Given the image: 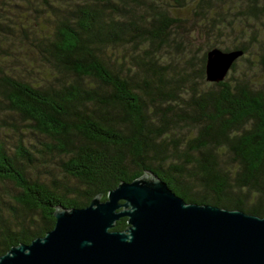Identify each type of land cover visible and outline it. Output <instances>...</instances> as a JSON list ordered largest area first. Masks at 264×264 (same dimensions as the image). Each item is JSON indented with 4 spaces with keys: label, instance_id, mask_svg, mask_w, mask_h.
<instances>
[{
    "label": "trees",
    "instance_id": "obj_1",
    "mask_svg": "<svg viewBox=\"0 0 264 264\" xmlns=\"http://www.w3.org/2000/svg\"><path fill=\"white\" fill-rule=\"evenodd\" d=\"M25 1L31 22L0 21L27 54L10 70L0 54V255L50 230L53 205L105 199L143 170L187 202L264 216V85L235 74L249 53L264 72V37L199 50L175 15L191 8L197 33L223 35L263 23L264 0ZM213 47L243 50L219 82L205 76Z\"/></svg>",
    "mask_w": 264,
    "mask_h": 264
},
{
    "label": "water",
    "instance_id": "obj_2",
    "mask_svg": "<svg viewBox=\"0 0 264 264\" xmlns=\"http://www.w3.org/2000/svg\"><path fill=\"white\" fill-rule=\"evenodd\" d=\"M242 49L206 52L207 81H222ZM119 181L105 199L56 204L55 223L11 246L0 264H264V216L187 202L155 172ZM121 217L127 227H113Z\"/></svg>",
    "mask_w": 264,
    "mask_h": 264
},
{
    "label": "rangeland",
    "instance_id": "obj_3",
    "mask_svg": "<svg viewBox=\"0 0 264 264\" xmlns=\"http://www.w3.org/2000/svg\"><path fill=\"white\" fill-rule=\"evenodd\" d=\"M238 7H240L239 4ZM236 5L232 4L231 8ZM244 5V3L242 4ZM0 13L4 16L0 19L2 23H7L13 26L16 24L26 25L32 19V11L30 5L25 0H0ZM175 15L179 16L183 20V25L186 29L189 30V34L183 36L185 41H190L196 47L200 49H205L210 43H219L223 47H233L241 42L253 44L257 43V40H262L264 37V19L263 23L253 22L249 20L248 22H243L236 24L232 30H224L223 35L221 34H211L206 35L203 33H197L196 29L198 28L199 22L196 20V17L192 13L191 8H177L175 9ZM16 23V24H15ZM256 28V30H255ZM240 29L244 30V34L239 32ZM257 31V32H255ZM252 34H255V38H252ZM189 36V37H188ZM255 43V44H256ZM17 45V42H16ZM15 44H13L9 39H5L0 35V54L7 53L9 56L7 59L3 60L4 69L10 70L16 66V57L18 55H27L21 50H14ZM6 51V52H4ZM247 60L240 59L237 62V70L235 74L240 71L242 68H251L252 78L257 82L264 85V72L258 69L256 58L254 53L246 54ZM12 137V134H11ZM49 166H55L54 163L50 162ZM54 173L59 179L62 177L59 176V171L56 168H53Z\"/></svg>",
    "mask_w": 264,
    "mask_h": 264
}]
</instances>
